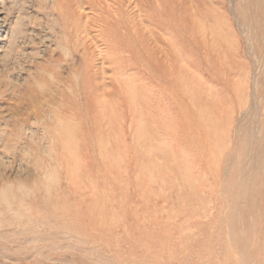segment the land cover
Here are the masks:
<instances>
[{"label":"rangeland","instance_id":"1","mask_svg":"<svg viewBox=\"0 0 264 264\" xmlns=\"http://www.w3.org/2000/svg\"><path fill=\"white\" fill-rule=\"evenodd\" d=\"M263 19L264 0H0V264H264Z\"/></svg>","mask_w":264,"mask_h":264},{"label":"bare ground","instance_id":"2","mask_svg":"<svg viewBox=\"0 0 264 264\" xmlns=\"http://www.w3.org/2000/svg\"><path fill=\"white\" fill-rule=\"evenodd\" d=\"M208 1V0H207ZM64 3V2H63ZM81 3V2H80ZM154 3V2H153ZM237 3V2H236ZM65 4V3H64ZM155 4V3H154ZM163 4V3H162ZM62 5V4H61ZM69 5V4H68ZM72 5V4H71ZM233 6V5H232ZM62 7H63V5H62ZM158 7V6H157ZM258 7V6H257ZM240 8V7H239ZM68 9V8H67ZM54 10V9H53ZM155 10V9H154ZM240 10V9H239ZM249 10V9H248ZM64 12V11H63ZM241 12V11H240ZM68 14V13H67ZM243 14V13H242ZM245 14V13H244ZM54 15V14H53ZM202 15V14H201ZM68 16V15H67ZM74 16V15H73ZM206 16V15H205ZM58 17V16H57ZM68 18V17H67ZM205 18V17H204ZM192 19V18H191ZM63 20H64V18H63ZM75 20V19H74ZM264 20V19H263ZM161 21H163V20H161ZM66 22H67V20H66ZM220 22V21H219ZM261 22V21H260ZM61 23V22H60ZM70 23V22H69ZM79 23V22H78ZM77 23V24H78ZM241 23V22H240ZM122 24V23H121ZM238 24H239V22H238ZM79 25H80V23H79ZM155 25V24H154ZM64 26V25H63ZM264 26V25H263ZM77 27V26H76ZM75 27V28H76ZM151 27H152V25H151ZM243 27H244V25H243ZM149 28V27H148ZM163 28V27H162ZM251 28V27H250ZM63 29H65V28H63ZM67 29H69L68 27H67ZM79 29V28H78ZM167 29V28H166ZM249 29V28H248ZM76 30V29H75ZM120 30V29H119ZM240 30V29H239ZM246 30V29H245ZM254 30V29H253ZM67 31V30H66ZM184 31V30H183ZM243 31V30H242ZM76 32V31H75ZM122 32V31H121ZM163 33H164V31H163ZM60 34V33H59ZM173 34V33H172ZM189 33H187V35H188ZM58 35V34H57ZM73 36V35H72ZM77 36V35H76ZM174 36V35H173ZM186 36V35H185ZM58 37V36H57ZM62 37V36H61ZM186 37H189V36H186ZM259 37V36H258ZM77 38V37H76ZM127 38V37H126ZM47 39V38H46ZM59 40V39H58ZM63 40V39H62ZM67 40V39H66ZM71 40V39H70ZM136 41V40H135ZM63 42V41H62ZM70 42V41H69ZM73 42V41H72ZM187 43V42H186ZM260 43V42H259ZM194 44V43H193ZM193 44H191V45H193ZM264 44V43H263ZM60 45H62V44H60ZM187 45V44H186ZM72 46V45H71ZM187 46H189V45H187ZM195 46H196V44H195ZM195 46H193V47H195ZM257 45H255V47H256ZM62 47V46H61ZM68 47V46H67ZM191 47V46H190ZM189 47V48H190ZM63 48V47H62ZM136 48H137V46H136ZM192 48V47H191ZM260 48H261V46H260ZM64 49H66V48H63V51H64ZM138 49V48H137ZM197 49V48H196ZM62 50V49H61ZM194 50H195V48H194ZM199 50V49H198ZM257 50H259V49H257ZM256 50V51H257ZM137 51V50H136ZM139 51V50H138ZM192 51V50H191ZM191 51H189V52H191ZM66 52V51H65ZM68 53H69V51H67ZM247 52V51H246ZM253 52V51H252ZM262 52V51H261ZM118 53H120V52H118ZM191 53H193V52H191ZM259 53V52H258ZM138 55L140 54L139 52L137 53ZM198 54V53H197ZM260 54V53H259ZM193 55H195L194 53H193ZM263 55V54H262ZM141 56V55H140ZM142 57V56H141ZM197 57V56H196ZM141 60V59H140ZM262 60H263V58H262ZM261 60V61H262ZM257 61H259V59L257 60ZM146 62V61H145ZM86 63V62H85ZM89 64V63H88ZM146 64V63H145ZM87 65V64H86ZM144 65V64H143ZM262 65V64H261ZM263 66V65H262ZM148 67H150V66H148ZM260 67V66H259ZM263 68V67H262ZM149 69H151V68H149ZM147 70V69H146ZM150 72H151V70H150ZM51 73V72H50ZM126 73V72H125ZM259 73V72H258ZM262 75V74H261ZM260 75V76H261ZM263 76V75H262ZM259 78V77H258ZM263 78H264V76H263ZM127 83H128V81H126ZM258 82V81H257ZM264 82V81H263ZM130 84H132V83H130ZM264 84V83H263ZM88 85V84H87ZM263 86V85H262ZM86 88V87H85ZM262 88V87H261ZM259 91H261V90H259ZM258 91V92H259ZM262 91H264V87H263V90ZM261 93V92H260ZM101 94V93H100ZM258 96H260L259 94L257 95V97ZM256 97V98H257ZM98 98H100V97H98ZM102 98V97H101ZM258 100V99H257ZM75 102H77V101H75ZM261 102V101H260ZM262 103H263V101H262ZM81 107L79 106V109H80ZM84 111V110H83ZM85 113H87V111H85ZM84 113V114H85ZM85 116V115H84ZM54 118V117H53ZM53 121V120H52ZM246 121V120H245ZM250 122V121H249ZM53 123V122H52ZM91 125V124H90ZM239 125V124H238ZM251 126V125H250ZM238 127H240V126H238ZM243 127H244V125H243ZM260 127V126H259ZM38 128H39V126H38ZM231 128V127H230ZM255 128V127H254ZM235 130V129H234ZM42 131L45 133V134H47V132H48V130H47V128H45V127H42ZM233 131V130H232ZM231 131V132H232ZM241 131H243V130H241ZM245 131V130H244ZM228 132V131H227ZM248 132V131H247ZM239 133V132H238ZM241 133V132H240ZM251 133V132H250ZM31 134V133H30ZM229 134V133H228ZM241 135V134H240ZM228 138V137H227ZM232 139V138H231ZM230 139V140H231ZM232 143V142H231ZM252 144H253V142H252ZM224 146V145H223ZM228 145H226V147H227ZM224 149V148H223ZM233 150H234V147L232 148ZM261 149V148H260ZM244 150V149H243ZM227 151V150H226ZM229 152V151H228ZM232 152V151H231ZM234 152V151H233ZM259 153V152H258ZM233 155V154H232ZM259 155V154H258ZM257 155V156H258ZM236 157V156H235ZM225 158V157H224ZM227 159V158H226ZM41 160V159H40ZM39 160V161H40ZM222 160V159H221ZM225 160V159H224ZM259 160V159H258ZM34 162V161H33ZM37 162V161H36ZM234 162V161H233ZM40 163V162H39ZM36 164V163H35ZM38 164V163H37ZM41 165V164H40ZM234 165V164H233ZM36 166H39V164L38 165H36ZM36 166H34V168L36 167ZM235 166V165H234ZM225 167V166H224ZM256 167H257V165H256ZM252 169V168H251ZM255 169V168H254ZM232 173V172H231ZM236 173V172H235ZM261 173H262V171H261ZM216 174L218 175V173L216 172ZM240 174V173H239ZM253 175V174H252ZM39 176H40V179L42 180V184L40 185V191H44L43 193H42V195H44L45 197H49L50 196V194H51V183H52V173H51V171H48V170H46V168H42V170L40 171V174H39ZM255 176H256V174H255ZM254 176V177H255ZM262 176V175H261ZM217 177V176H216ZM238 178V177H237ZM257 178V177H256ZM19 179V178H18ZM240 181V180H239ZM257 181V180H256ZM256 181H255V183H256ZM258 184V183H257ZM239 185H240V183H239ZM240 187V186H239ZM241 187H242V185H241ZM255 188L254 189H256V186H254ZM257 187H259V185L257 186ZM19 188H21V185H19ZM24 190H26V187H24L23 188ZM34 189H35V191H38V189H39V184H38V182L34 185ZM252 192H253V189H252ZM263 192V191H262ZM25 193V192H24ZM257 193V192H256ZM259 193V192H258ZM264 193V192H263ZM242 194V193H241ZM254 194H255V192H254ZM21 195V194H20ZM256 195V194H255ZM3 196L5 197V198H7V200H9V198L10 197H12L13 196V190H12V188L11 187H9L8 189H5L4 191H3ZM28 196V195H27ZM62 196V195H61ZM26 197V196H25ZM24 197V198H25ZM42 197V196H41ZM246 197V196H245ZM257 198V197H256ZM44 199V198H43ZM48 199V198H47ZM52 199H54V198H52ZM237 199H238V197H237ZM253 199V198H252ZM263 199H264V197H263ZM256 200V199H255ZM254 200V201H255ZM240 201V200H239ZM242 201V200H241ZM263 201V200H262ZM236 202V201H235ZM252 202V201H251ZM41 203V202H40ZM250 203V202H249ZM21 204V203H20ZM19 204V205H20ZM48 204V203H47ZM49 204H51L50 203V201H49ZM48 204V205H49ZM252 204H253V202H252ZM41 205V204H40ZM235 205V204H234ZM257 205V204H256ZM46 206V205H45ZM248 206H249V204H248ZM254 206H255V204H254ZM4 207V206H3ZM6 207V206H5ZM24 207V206H23ZM41 207H43L42 205H41ZM51 208H52V206H50ZM7 208V207H6ZM16 208V207H15ZM19 208V207H18ZM47 208H49V207H47ZM256 208V207H255ZM264 208V207H263ZM50 209V208H49ZM8 210H9V208H8ZM53 210V209H52ZM256 210V209H255ZM39 211V210H38ZM42 211V210H41ZM45 211H46V209H45ZM253 212H254V208H253V210H252ZM259 211H261V210H259ZM248 212H249V210H248ZM6 213H8V212H6ZM12 213V212H11ZM42 213H44V212H42ZM261 213V212H260ZM44 214H46V212L44 213ZM252 214V213H251ZM258 214V213H257ZM36 215V214H35ZM48 216H49V213H48ZM47 216V217H48ZM249 216V215H248ZM261 216V215H260ZM263 216V215H262ZM11 217V216H10ZM17 218V217H16ZM24 219H25V217H24ZM38 219H40V218H38ZM51 219V218H50ZM257 219H259V218H257ZM260 220H262L261 218H260ZM17 221H18V219H17ZM19 221H21V220H19ZM18 221V222H19ZM249 221V220H248ZM25 222V221H24ZM243 222V221H242ZM253 222V221H252ZM27 223V222H26ZM256 224V223H255ZM229 227V226H228ZM261 239V238H260Z\"/></svg>","mask_w":264,"mask_h":264}]
</instances>
